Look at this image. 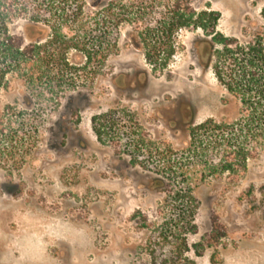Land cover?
<instances>
[{
  "label": "rangeland",
  "instance_id": "374dc122",
  "mask_svg": "<svg viewBox=\"0 0 264 264\" xmlns=\"http://www.w3.org/2000/svg\"><path fill=\"white\" fill-rule=\"evenodd\" d=\"M189 2L218 12L223 36L264 49V0ZM23 28L9 25L21 37ZM130 32L119 28L117 51L81 96L66 92L36 117L17 114L14 83L0 90V128L11 129L0 132V264H264V149L238 180L194 189V234L173 231L175 214L150 184L154 150L177 152L192 126L238 117L209 62L217 46L199 29L180 30L172 60L154 72ZM212 227L225 237L207 247Z\"/></svg>",
  "mask_w": 264,
  "mask_h": 264
},
{
  "label": "trees",
  "instance_id": "16d2710c",
  "mask_svg": "<svg viewBox=\"0 0 264 264\" xmlns=\"http://www.w3.org/2000/svg\"><path fill=\"white\" fill-rule=\"evenodd\" d=\"M88 6L86 10V0H0V90L14 83L21 103L17 114L30 110L36 117L39 107L58 106L66 92L68 99L82 95L81 89L92 84L117 51L122 25L130 28L135 46L154 72L165 70L172 60L178 31L201 30L208 43L217 46L209 62L215 79L238 101V117L192 126L188 143L177 152L169 147L154 150L158 163L150 179L175 214L173 231L194 234V189L222 175L238 180L248 161L264 149L263 44L223 36L216 31L219 13L209 7L196 11L189 0H92ZM16 21L24 23L23 37L9 31ZM5 112L10 117L15 109L6 107ZM9 124L0 132L11 131ZM223 237V231L212 227L206 246Z\"/></svg>",
  "mask_w": 264,
  "mask_h": 264
}]
</instances>
